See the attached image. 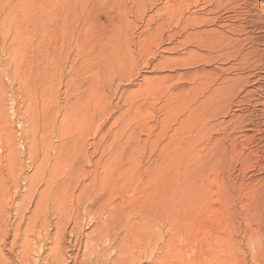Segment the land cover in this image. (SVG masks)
Wrapping results in <instances>:
<instances>
[{
	"label": "rangeland",
	"instance_id": "1",
	"mask_svg": "<svg viewBox=\"0 0 264 264\" xmlns=\"http://www.w3.org/2000/svg\"><path fill=\"white\" fill-rule=\"evenodd\" d=\"M168 2L0 0V264H264V61L196 83Z\"/></svg>",
	"mask_w": 264,
	"mask_h": 264
},
{
	"label": "bare ground",
	"instance_id": "2",
	"mask_svg": "<svg viewBox=\"0 0 264 264\" xmlns=\"http://www.w3.org/2000/svg\"><path fill=\"white\" fill-rule=\"evenodd\" d=\"M251 1L169 0L167 18L169 40L172 44L179 38L181 39L178 46L176 45L171 49L172 52L179 51L181 56L177 60L172 58L170 62L175 64L176 67L189 68L188 71L196 70L193 74V77L197 80L196 83L207 85L209 83L208 80H205L207 78L200 72L207 67H214L216 63L220 62L225 66L221 67V72H217L219 78H224L236 71H245L244 66L246 64L242 68H239L238 65L242 66L243 63H247V57L251 59L253 56H259L264 61V54L261 53L262 50L260 49L261 46L262 48L264 46V22L252 13ZM193 7L196 10L191 13ZM248 45L250 46L249 51L247 50L248 52L244 56L243 53ZM240 57L243 59L239 60ZM236 65L237 67H235ZM187 103L189 102L187 101ZM187 108L189 109V107ZM189 119L190 115L186 117L185 124H189ZM213 157L215 158V156ZM58 181L53 175H50L46 188L49 189V193L51 191L54 199L61 200ZM83 188L85 189V185H83ZM199 188L201 192L207 194L206 185L201 184ZM102 191L101 188L98 190L99 193L93 194L92 192L90 194L89 192V194H86L84 198L80 199L81 202L78 203L77 209L80 210L84 207L88 214H93L95 211L94 215L101 213L102 211L99 210L101 208ZM46 199H49V197ZM54 199L53 201H55ZM84 200L87 201L86 206H84ZM95 207H97L96 210H94Z\"/></svg>",
	"mask_w": 264,
	"mask_h": 264
}]
</instances>
